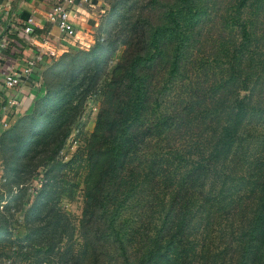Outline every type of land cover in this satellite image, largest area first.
Here are the masks:
<instances>
[{
    "label": "trees",
    "instance_id": "1",
    "mask_svg": "<svg viewBox=\"0 0 264 264\" xmlns=\"http://www.w3.org/2000/svg\"><path fill=\"white\" fill-rule=\"evenodd\" d=\"M104 2L93 45L49 59L42 96L0 133V264H264V0ZM78 169L75 227L58 200Z\"/></svg>",
    "mask_w": 264,
    "mask_h": 264
},
{
    "label": "crops",
    "instance_id": "2",
    "mask_svg": "<svg viewBox=\"0 0 264 264\" xmlns=\"http://www.w3.org/2000/svg\"><path fill=\"white\" fill-rule=\"evenodd\" d=\"M1 1V0H0ZM3 1V0H2ZM62 0H4L0 7L1 28L8 21L9 25L0 39H7L8 45L0 48V108L6 105V100L14 97L17 101L15 105L7 106L6 111L0 116V133L11 123L15 114L26 108L31 102L29 97H33L38 92L27 84H18L6 87L4 79L12 69H21L26 66V61L33 55L35 47L39 46L40 38L46 36L50 46L44 47V61L36 64L34 71L40 77L41 71L49 59L55 58L60 52L68 47H72L73 42L69 38H62L58 33L56 23L47 18L51 7ZM102 0H74L73 13L76 16L74 25L77 26V36L83 43L92 40V32L97 25L96 11L101 9ZM4 8V10H3ZM2 11V12H1ZM31 16L34 19V33L31 38L32 44H28L27 39H23L17 32L18 26ZM67 41V42H66ZM25 101V102H24ZM24 103V105H23ZM6 121V126L1 123ZM10 125V124H9Z\"/></svg>",
    "mask_w": 264,
    "mask_h": 264
},
{
    "label": "rangeland",
    "instance_id": "3",
    "mask_svg": "<svg viewBox=\"0 0 264 264\" xmlns=\"http://www.w3.org/2000/svg\"><path fill=\"white\" fill-rule=\"evenodd\" d=\"M102 6L101 9L103 11H96V18H97V25L94 27V30L92 32V40H90L89 43L84 42L81 47L79 46H72L64 49L62 52L67 51V52H74L78 49H88L91 45H93L95 41V37L98 35V26L102 21L103 16L105 15L108 5L102 0ZM121 50L122 48L120 47L112 56L110 65L109 67L116 61L121 55ZM60 52L55 58L57 59L59 55L62 53ZM53 59V58H52ZM52 60L48 61L45 65V68L49 65V63ZM108 67V68H109ZM44 68V69H45ZM42 74V73H41ZM41 82V79H40ZM34 89H38V92L34 94V96L29 97L31 100L30 104L26 106V108H22L20 112L15 114V117H13L12 122L14 119H16L19 116H22L24 114H27L31 111L33 108L34 102L40 98L44 92L42 89L41 85L40 87H35ZM25 102V101H24ZM24 105V103H23ZM98 107V95H92L91 98H88L82 107V111L78 118L75 120L73 125L71 126L70 132L65 140L64 146L60 151V156L64 159L67 160L70 155L76 150V148L81 144V141L88 136V134L91 132L93 128V123L95 119V114L97 111ZM11 122V123H12ZM9 122V124L11 125ZM7 125L6 128H8ZM2 174V159L0 156V185L3 181V176ZM40 174L39 171L36 172V175L34 177H31L28 181L25 182L24 188H25V199L30 202L34 191L39 187V182H40ZM81 177H82V171L80 169L77 170V173L74 174V181L77 182V186L75 191L73 192L72 196L70 198H67L65 196H62L58 200V206L69 216L71 219L73 225L76 227L78 223V219L80 217V212H81V206H82V183H81ZM1 191V189H0ZM2 203V202H0ZM24 206H27V203H24ZM25 207H23L20 211L18 212H13V216L11 219H9V231L13 237L15 236H21L24 232V227L22 224V214L24 211ZM10 259L9 262L6 261V264H10Z\"/></svg>",
    "mask_w": 264,
    "mask_h": 264
},
{
    "label": "built area",
    "instance_id": "4",
    "mask_svg": "<svg viewBox=\"0 0 264 264\" xmlns=\"http://www.w3.org/2000/svg\"><path fill=\"white\" fill-rule=\"evenodd\" d=\"M7 1V0H5ZM4 3V0L0 1V7ZM74 0H62L61 2L55 4L51 7V10L48 12L47 18L56 23V27L60 36L64 38H69L73 42L74 46L83 45L81 38L77 36V26L74 25V19L76 16L73 11ZM4 10V8H3ZM2 12V11H1ZM34 19L31 16H28L23 20V22L18 26L17 32L23 38L27 39L28 44H32L31 38L34 33ZM1 28V21H0ZM67 42V41H66ZM8 45L7 39H0V48H4ZM50 46V42L46 36L40 38V43L38 47L34 48L33 55L30 59L26 61V66L21 69H12L8 76L4 79L3 84L6 87H11L18 84H27L33 88L40 87V77L34 71L36 64H42L44 61L45 52L42 50L44 47ZM16 99L14 97L6 100V105H15ZM3 105L0 108V116L5 112L7 106ZM6 107V108H5ZM6 121L2 122V126H6Z\"/></svg>",
    "mask_w": 264,
    "mask_h": 264
},
{
    "label": "water",
    "instance_id": "5",
    "mask_svg": "<svg viewBox=\"0 0 264 264\" xmlns=\"http://www.w3.org/2000/svg\"><path fill=\"white\" fill-rule=\"evenodd\" d=\"M8 25H9V23H8V21L5 23V25H4V27L2 28V30L0 31V37L4 34V32L7 30V28H8Z\"/></svg>",
    "mask_w": 264,
    "mask_h": 264
}]
</instances>
